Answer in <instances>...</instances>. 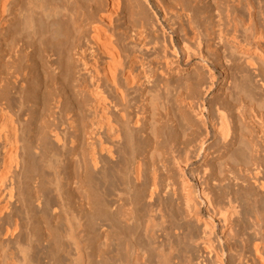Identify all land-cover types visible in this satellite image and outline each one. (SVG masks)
Wrapping results in <instances>:
<instances>
[{
  "label": "bare ground",
  "instance_id": "1",
  "mask_svg": "<svg viewBox=\"0 0 264 264\" xmlns=\"http://www.w3.org/2000/svg\"><path fill=\"white\" fill-rule=\"evenodd\" d=\"M264 264V0H0V264Z\"/></svg>",
  "mask_w": 264,
  "mask_h": 264
},
{
  "label": "rangeland",
  "instance_id": "2",
  "mask_svg": "<svg viewBox=\"0 0 264 264\" xmlns=\"http://www.w3.org/2000/svg\"><path fill=\"white\" fill-rule=\"evenodd\" d=\"M158 264H160V261L158 260Z\"/></svg>",
  "mask_w": 264,
  "mask_h": 264
}]
</instances>
